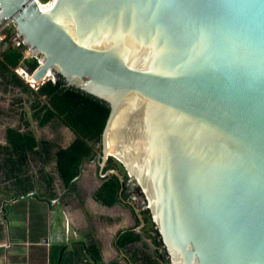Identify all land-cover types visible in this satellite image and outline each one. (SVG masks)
<instances>
[{"label": "water", "instance_id": "water-1", "mask_svg": "<svg viewBox=\"0 0 264 264\" xmlns=\"http://www.w3.org/2000/svg\"><path fill=\"white\" fill-rule=\"evenodd\" d=\"M0 4L40 60L39 87L53 71L110 108L75 180L98 161L124 189L105 171L120 161L171 264H264V0Z\"/></svg>", "mask_w": 264, "mask_h": 264}, {"label": "crops", "instance_id": "crops-1", "mask_svg": "<svg viewBox=\"0 0 264 264\" xmlns=\"http://www.w3.org/2000/svg\"><path fill=\"white\" fill-rule=\"evenodd\" d=\"M8 48L0 44L1 59ZM27 100L5 84L0 71V264H132L133 251L144 243L159 256L131 205L108 206L98 199L105 182L98 161L86 162L70 185L63 181L56 153L76 134L64 124L40 125ZM11 130L31 131L37 146L22 157L9 140ZM133 229L143 242L120 248V235Z\"/></svg>", "mask_w": 264, "mask_h": 264}, {"label": "trees", "instance_id": "trees-1", "mask_svg": "<svg viewBox=\"0 0 264 264\" xmlns=\"http://www.w3.org/2000/svg\"><path fill=\"white\" fill-rule=\"evenodd\" d=\"M16 38L17 33L10 35L9 44H14ZM11 48H8L4 53V59L8 57L7 60L0 58V71L5 84L20 89L25 96H28L27 101L30 109L34 112V116L39 120L40 125L43 126L49 123L64 124L76 134L75 141L68 148H59L56 153L57 170L63 181L70 185L79 176L83 160L93 159L99 151L97 146L100 144L110 108L91 95L75 88L65 87L62 80L57 82L49 80L41 85L39 89L33 88L15 70L26 64L30 72H34L40 65L39 59L26 58L25 49L10 50ZM23 98L20 100L21 102H24L25 98ZM29 126L30 123L27 122L26 127ZM8 137L15 146V151L20 154L24 152V157L27 151L33 150L38 144L31 131L19 133L11 130ZM23 154H21L22 157ZM112 160H110L105 171L113 168L114 165H111ZM124 176L127 181V174L125 173ZM72 187L75 188V183ZM138 190L140 191V189ZM97 197L105 205L112 206L118 203L121 197L127 201L129 194L126 192L125 187L122 189L119 178L116 175H111L105 178V182L97 191ZM142 217L146 223L145 226H148L150 222L153 224L149 237L155 247L158 249L164 248L163 257L156 255L154 258L148 253V245L144 243L143 249L133 251L132 264H170V260L167 258L168 254L152 221L150 211L144 212ZM138 224L141 223L138 222ZM139 242H143V234L137 233L133 229L120 235L118 246L125 248L130 244ZM110 264L120 263L114 261Z\"/></svg>", "mask_w": 264, "mask_h": 264}, {"label": "built area", "instance_id": "built-area-1", "mask_svg": "<svg viewBox=\"0 0 264 264\" xmlns=\"http://www.w3.org/2000/svg\"><path fill=\"white\" fill-rule=\"evenodd\" d=\"M2 12L1 4H0V14ZM14 33H19L18 26L16 25L14 19L12 18H6L5 20H1L0 18V41H3L7 36L12 35ZM22 35H19L16 44L10 49V50H23L26 47L25 42L21 39ZM34 57L33 54H31L29 51H27L26 58ZM40 62V60H39ZM17 73L26 81V75L27 74H33L34 72H30L29 67L26 64L21 65L19 68L16 69ZM31 86L35 89L39 88V84H33L32 82ZM127 181L125 182V188L126 192L129 194V201L135 204V206L138 208L140 214L142 215L144 212L149 210V205L146 202V199L144 195L138 190L137 183L131 176L127 175ZM131 178V179H129ZM161 252L164 251V248L159 249ZM167 258L170 260V258L167 256ZM171 264V262H170Z\"/></svg>", "mask_w": 264, "mask_h": 264}, {"label": "bare ground", "instance_id": "bare-ground-1", "mask_svg": "<svg viewBox=\"0 0 264 264\" xmlns=\"http://www.w3.org/2000/svg\"><path fill=\"white\" fill-rule=\"evenodd\" d=\"M54 1H55V0H53V1H52L50 4H48L46 7L43 6V4L41 3L40 0H39V3H40L41 7H42L44 10H47V9H49L50 7H52ZM19 33H20V32H19ZM19 33H17V38L15 39L14 44H12V45H15V44H16L17 39H18V37H19V35H20ZM9 37H10V35L7 36L3 41H0V44H2V45H10V46H12V45L9 44V42H8ZM29 51H30V50H29ZM26 78H27V80H28L29 82H32L33 84H36V85H37V84L41 83V81L37 80L35 73H33L32 75H31V74H27V75H26ZM54 78H55V74H54V72H53V71H50L49 74H48V76H47V78H46V79L43 78V81H44V80H49V79H54ZM109 151L112 152V150H110V149H109Z\"/></svg>", "mask_w": 264, "mask_h": 264}, {"label": "rangeland", "instance_id": "rangeland-1", "mask_svg": "<svg viewBox=\"0 0 264 264\" xmlns=\"http://www.w3.org/2000/svg\"><path fill=\"white\" fill-rule=\"evenodd\" d=\"M41 3L43 4V6L47 5V4H50L53 0H40ZM45 4V5H44ZM46 7V6H45ZM27 51H29V49L25 48V53L27 55ZM32 54V53H31ZM31 58L32 60L35 58V57H29ZM8 59V57L6 58V60ZM17 72V70H15ZM26 81V80H25ZM27 83H29L31 85V83L29 81H26ZM48 82V80L46 81ZM4 89V88H3ZM19 93L22 94V91L20 89H17ZM111 165H114L115 168H118L119 170H121L124 174L126 173L127 174V171L125 169V167L120 163V161H118L117 159H113L112 162H111ZM131 179V178H129ZM137 183V182H135ZM152 228H153V224L150 222L148 224V231H149V235H151L150 233L152 232Z\"/></svg>", "mask_w": 264, "mask_h": 264}, {"label": "flooded vegetation", "instance_id": "flooded-vegetation-1", "mask_svg": "<svg viewBox=\"0 0 264 264\" xmlns=\"http://www.w3.org/2000/svg\"><path fill=\"white\" fill-rule=\"evenodd\" d=\"M108 164H109V163H108ZM107 166H108V165H107ZM113 167H114V166H113ZM120 202H121V199L119 200V202H118V203H119V204H121ZM125 202H126L127 204H129V202H130V201H129V198H128V200H127V201H125Z\"/></svg>", "mask_w": 264, "mask_h": 264}, {"label": "snow or ice", "instance_id": "snow-or-ice-1", "mask_svg": "<svg viewBox=\"0 0 264 264\" xmlns=\"http://www.w3.org/2000/svg\"><path fill=\"white\" fill-rule=\"evenodd\" d=\"M46 11V10H45Z\"/></svg>", "mask_w": 264, "mask_h": 264}]
</instances>
